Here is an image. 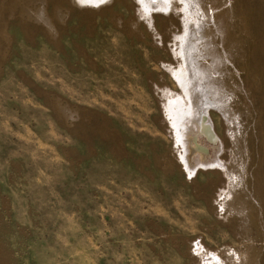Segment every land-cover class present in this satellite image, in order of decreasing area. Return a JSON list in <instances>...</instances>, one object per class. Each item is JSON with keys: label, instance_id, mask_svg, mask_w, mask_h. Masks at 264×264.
I'll list each match as a JSON object with an SVG mask.
<instances>
[{"label": "rangeland", "instance_id": "rangeland-1", "mask_svg": "<svg viewBox=\"0 0 264 264\" xmlns=\"http://www.w3.org/2000/svg\"><path fill=\"white\" fill-rule=\"evenodd\" d=\"M195 2L230 89L234 139L212 108L222 139L188 175L162 105L165 90L181 96L169 66H180L174 38L193 8L140 17L128 0H0V264H196L194 241L253 240L264 253V0ZM231 149L250 172L240 194L252 227L213 168Z\"/></svg>", "mask_w": 264, "mask_h": 264}, {"label": "bare ground", "instance_id": "bare-ground-1", "mask_svg": "<svg viewBox=\"0 0 264 264\" xmlns=\"http://www.w3.org/2000/svg\"><path fill=\"white\" fill-rule=\"evenodd\" d=\"M71 1L78 6L84 7V9L93 7L102 9L114 0ZM128 1L134 6L137 5L140 17H145L146 12L153 7L163 8L165 10L164 13L168 12L169 14L167 18L171 17V12L173 11H180L181 13L189 8L194 10V15L184 23L186 24L185 29L179 40L174 38V53L179 55L176 60L180 66L177 68L169 66V70L181 85V96L173 99L171 90L163 91L164 101L162 106H164V114H166L165 117L168 119L171 135L174 137L173 143L180 144L184 148V152H181L178 158L180 167L188 175L193 172L196 174L197 170L208 167L210 147L218 145L222 139L215 124L211 121V109L218 108L222 110L227 124L234 117L232 101L229 97L230 89L221 68V58L219 54L216 53L214 55L212 53V35L210 29L204 25L207 15L201 9L200 4L195 2L196 0ZM46 11V8H38L34 14L50 30H54L56 27L53 18ZM57 14L60 16L58 11ZM154 20L153 16L149 18L152 25L151 28L157 31L158 27ZM235 70L234 68L232 74H230L231 77H234ZM196 96H198L199 100L197 105L194 101ZM191 124L198 127L197 133L192 131ZM231 127L228 124L226 130L232 142L234 135ZM230 152V160L219 157L217 164L213 168L215 170L220 168L226 175V181L230 187L229 192L232 194L231 199H234V202H228L230 209L234 213L242 214L245 226L252 227V225H257L256 213L248 206V202L244 201L240 194L246 187H249L250 172L246 160L238 156L234 150L231 149ZM195 153L198 155V160L194 164L193 155ZM262 247H259L257 243L255 244L253 240L246 241L243 249L228 246L222 249L211 248L204 244L203 241H199V244L194 241L190 247L192 254L189 255H193L196 264H264ZM192 263L194 264V262Z\"/></svg>", "mask_w": 264, "mask_h": 264}]
</instances>
